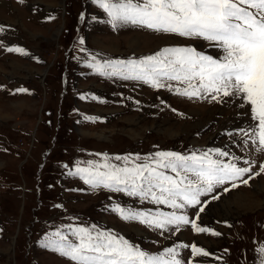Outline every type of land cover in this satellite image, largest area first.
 <instances>
[{
  "label": "rangeland",
  "instance_id": "rangeland-1",
  "mask_svg": "<svg viewBox=\"0 0 264 264\" xmlns=\"http://www.w3.org/2000/svg\"><path fill=\"white\" fill-rule=\"evenodd\" d=\"M108 19L91 0H0V44L28 52L24 56L0 47V264H71L41 244L55 239L54 232L74 240L72 229L93 226L150 254L179 244H196L210 253L193 257L190 247L177 248L182 264H259L264 172L255 174L264 166V151L243 142L247 137L240 129L251 121L240 101L188 99L166 88L100 76L87 66L95 63L92 56L101 63L127 61L165 47L192 46L215 58L219 49L130 25L114 29ZM132 36L144 43L139 51L128 47ZM84 53L80 65L77 56ZM21 88L27 91L22 94ZM209 149L227 151L240 157L238 166L251 167L243 177L247 185L237 180L236 188L228 183L200 197L206 203L196 223L221 233L218 237L195 233L190 225L175 231L125 221L114 208L152 214L172 209L124 193L93 190L79 176L69 175L90 161L104 163L105 156L140 157L134 160L140 163L161 151L190 155ZM109 162L123 166L122 161ZM238 191L251 199L241 202L243 207L231 205ZM217 194L219 199H212ZM247 205L253 206L245 210ZM195 211L178 214L191 220Z\"/></svg>",
  "mask_w": 264,
  "mask_h": 264
},
{
  "label": "snow or ice",
  "instance_id": "snow-or-ice-1",
  "mask_svg": "<svg viewBox=\"0 0 264 264\" xmlns=\"http://www.w3.org/2000/svg\"><path fill=\"white\" fill-rule=\"evenodd\" d=\"M24 3V0H18ZM109 18L107 23L115 29L132 26L157 34L175 35L181 38L202 40L219 49L213 57L192 46L165 47L153 55L140 59L110 60L87 66L100 76L118 77L125 81H138L154 89L166 88L169 92L188 99H209L220 103L225 97L240 101L239 107L250 113L251 123L240 129L243 142H249L257 152L264 151V0H91ZM83 19V17H81ZM4 26H0V33ZM80 44H84L80 40ZM9 53L24 56L28 52L21 47L0 44ZM81 51H86L81 49ZM172 82L183 85L173 87ZM26 92V89H19ZM84 97H81L83 99ZM95 99V97H94ZM250 106V107H249ZM232 135V133H229ZM215 157V158H214ZM228 157L225 162L223 158ZM104 163L89 162L77 166L75 173L93 190L102 188L109 192L124 193L149 200L156 205H166L171 212L145 213L129 208L116 207L114 212L125 221H137L148 227L179 231L190 225L195 233L220 236L221 233L199 226L196 221L204 211L201 196L214 189L235 183L251 173V167H240V157H230L229 152L219 149L182 155L176 152H157L143 162L140 157H103ZM111 159L122 161L123 166L110 163ZM153 161L154 163H149ZM245 164L249 163L247 160ZM264 172V166L260 175ZM172 173L174 175H170ZM255 178L249 176V179ZM225 192L229 188L223 189ZM212 199H219V194ZM199 207L197 208V206ZM196 208L195 219L180 210ZM74 240L62 232L51 234L41 247L49 248L71 264H182L177 248H189L193 257H208L209 252L196 244H179L159 254H150L139 246L111 232L92 228L72 229ZM259 264H264V245L256 249Z\"/></svg>",
  "mask_w": 264,
  "mask_h": 264
},
{
  "label": "bare ground",
  "instance_id": "bare-ground-1",
  "mask_svg": "<svg viewBox=\"0 0 264 264\" xmlns=\"http://www.w3.org/2000/svg\"><path fill=\"white\" fill-rule=\"evenodd\" d=\"M138 36H132L127 42H128V47L130 50H133V51H139L140 49V45L143 43L141 42L139 39ZM168 40V39H167ZM144 44V43H143ZM160 44L165 45V43L161 42ZM159 44V45H160ZM235 193V192H234ZM229 196L226 198V200L228 201L229 199ZM251 198V197H250ZM236 200V201H235ZM235 200L232 201L231 205L233 204H237L238 206H242L243 205H246V204H240L241 202L243 203H246V202H250L251 199H249L246 195H244L242 192H236V195H235ZM254 203V202H253ZM253 206V205H252ZM252 206L250 205H247L245 210H249ZM241 208V207H240ZM255 208V207H254Z\"/></svg>",
  "mask_w": 264,
  "mask_h": 264
}]
</instances>
